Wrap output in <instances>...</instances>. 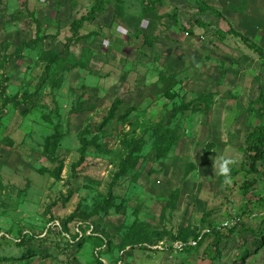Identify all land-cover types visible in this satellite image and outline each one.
<instances>
[{
    "label": "rangeland",
    "instance_id": "1",
    "mask_svg": "<svg viewBox=\"0 0 264 264\" xmlns=\"http://www.w3.org/2000/svg\"><path fill=\"white\" fill-rule=\"evenodd\" d=\"M101 1L72 42L95 0H0V97H31L0 99V264H264V174L240 170L264 96V0ZM159 123L174 132L164 157ZM210 209L255 232L187 248Z\"/></svg>",
    "mask_w": 264,
    "mask_h": 264
},
{
    "label": "trees",
    "instance_id": "2",
    "mask_svg": "<svg viewBox=\"0 0 264 264\" xmlns=\"http://www.w3.org/2000/svg\"><path fill=\"white\" fill-rule=\"evenodd\" d=\"M162 5V0H147V6L143 9L145 13H150L156 10L158 6ZM103 7V2L101 0H95L94 6L88 11V13L79 19H76L71 22L70 24V29L72 33L71 41L75 42L77 41V33L78 30L86 23V22H93L94 19L96 18V14L100 13ZM208 10H211L210 7H207L204 3H200L198 5V14H202L207 12ZM217 14V13H216ZM172 21L176 24L177 23V16L172 15L170 16ZM36 23V37L32 41V43H36L44 39V36H40V26L39 22L34 19ZM197 24L200 26H204L200 20L195 21ZM186 32L188 34H192L191 29H187ZM236 35L239 36V34L235 33ZM219 38L223 39L224 36L222 34H219ZM242 39L253 49L258 52L260 55L263 54V52L259 49L256 48L254 44L249 42L247 39L243 38ZM146 42L150 43L149 40L146 38ZM31 45H25L23 47H19L18 50L16 51L15 54H12L9 56V59H21L23 57V52L24 50L30 48ZM57 56H53L51 60L55 59ZM50 63V62H49ZM49 63L45 67V70L41 76L40 79V84H42L47 76V69L49 66ZM2 94H1V110L5 108L8 105H12L13 107H18L19 105H28L31 103V97L28 96L26 98H23L22 100L16 98V97H11L8 98L4 96V87L2 86L1 88ZM254 103L258 105V107H249L247 109V114L251 116L252 119L257 121V123L253 126V129L251 132H249L245 138L243 148H244V156L243 160L241 161V166L240 170L246 171L247 173H252L254 176H260L264 174V171L260 173L258 171V165L264 163V96H260ZM115 107H113L114 109ZM173 130L169 129L168 127H163L159 123L155 129H154V150L157 156L159 157H164L170 150L173 142ZM85 145V144H84ZM134 165H130L128 168H133ZM239 170V171H240ZM239 171H234L233 176L237 175ZM252 186V182L248 181L244 183V194L249 193V189ZM252 192V191H251ZM214 213L213 209L207 210L204 212L202 218H201V229L200 231L194 236L193 243L189 244L186 243L185 246L187 248H191L192 245H201L205 240L207 239H212L213 244L215 246H218L219 243L221 242L222 239H224L227 235L234 234L235 230L237 227L242 226V229L244 231H249V232H255L252 228L250 227H245L243 225H239L235 223L234 225L230 227L227 226V222L230 219L229 218H223L221 221H216L213 217L212 214ZM238 217V216H237ZM226 228V233H223L222 227ZM262 232H256V234L261 235ZM32 235H22L18 239H13L14 246H16L18 249H23L27 246L30 238ZM1 239H5V236H1ZM1 246V244H0ZM131 248H136V249H143V250H153L151 247H144L142 245H133ZM121 250L120 252H122ZM122 261V254L119 255L118 257V263ZM101 264H104L101 262Z\"/></svg>",
    "mask_w": 264,
    "mask_h": 264
}]
</instances>
